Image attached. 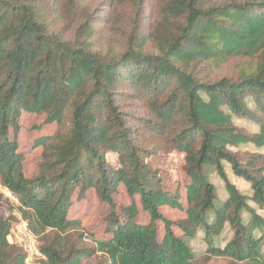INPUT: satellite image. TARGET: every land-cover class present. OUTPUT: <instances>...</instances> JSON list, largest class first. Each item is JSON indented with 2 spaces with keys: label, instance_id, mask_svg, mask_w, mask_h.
<instances>
[{
  "label": "trees",
  "instance_id": "obj_1",
  "mask_svg": "<svg viewBox=\"0 0 264 264\" xmlns=\"http://www.w3.org/2000/svg\"><path fill=\"white\" fill-rule=\"evenodd\" d=\"M92 10V0H0V186L16 200L6 216L0 193V264H25L7 242L14 211L37 238L35 264H80L89 252L72 245L81 221L70 212L90 190L108 207L109 237L92 250L104 264H203L190 245L198 234L209 258L264 264V0H110L106 16ZM72 13L80 20L67 35L61 24ZM99 31L115 39L103 50ZM235 59L248 62L235 80H211ZM130 105L148 116H130ZM22 113L57 127L34 144L43 152L33 179L18 152ZM159 150L184 156L185 207L147 163ZM120 186L148 223L135 222L134 204L118 210ZM162 208L185 218L172 223Z\"/></svg>",
  "mask_w": 264,
  "mask_h": 264
},
{
  "label": "rangeland",
  "instance_id": "obj_2",
  "mask_svg": "<svg viewBox=\"0 0 264 264\" xmlns=\"http://www.w3.org/2000/svg\"><path fill=\"white\" fill-rule=\"evenodd\" d=\"M110 0H92V15L102 18L108 13V3ZM71 22L80 20V16L74 13L67 16L64 23L61 24L64 31H67V35L71 34L76 28V25H70ZM107 33V32H106ZM98 32L97 42L99 44V49L103 50L110 42L111 36L114 39V35ZM112 41V40H111ZM246 60L235 59L231 60L225 65H223L211 78V80L219 78H228L235 80L238 76L239 71L247 64ZM127 113L134 118H144L147 117V111L143 109L142 106L130 105L126 109ZM43 120L42 116H37L33 114L22 113L19 120V132L17 134L18 152L23 155L22 171L27 179H33L37 176L38 168L41 163V155L43 148L41 146L36 147L34 144L37 140L43 137L52 136L57 130L56 125L41 126ZM237 125L250 132L256 131V129L243 121H238ZM11 136L12 133H11ZM241 151H245V148H241ZM248 150V149H247ZM107 160L112 167H118L117 158L114 154H109ZM149 166L157 172L159 178L163 183V187L170 192H177L181 197V203L185 207V186L188 184V179L184 173V156L178 154L174 151H162L159 150L156 155L151 156L147 159ZM225 172L227 174L228 180L236 186V188L243 194L249 195L250 190L248 184L244 181L235 178L226 166ZM211 182L216 188V194L220 202L226 199V194L224 191V186L215 174L210 176ZM0 193L4 194L8 198V202L2 206V210L6 216L11 213V204L16 205L14 198H12L9 193L0 186ZM114 202L118 210L126 208L131 204H134L137 209V216L135 222L138 224H146L149 221V216L141 210L138 197L130 198L125 189L120 186L117 192L113 196ZM10 202V203H9ZM161 214L170 220L172 223L180 222L185 218L184 212H179L171 210L169 208H162L160 210ZM107 214L108 207L102 203L96 193L93 190L88 191L85 197L78 201L74 197V205L70 212L71 219H79L81 221V228L76 229L73 234L77 235L76 240L72 242L75 249L78 250H88L89 255H85L80 259V264H104V259L101 253H93L92 250L95 248V243L93 240H106L109 237L107 232ZM264 215V213H261ZM13 216L16 220L17 213L14 211ZM15 222V221H14ZM158 237L161 239L164 235V226L162 223H158ZM172 230L176 236H180L181 232L176 227L173 226ZM202 235L198 234L196 239L190 241V245L193 248L197 259L203 264H226L224 260L209 258L207 252L208 247L201 239ZM230 234L225 233L222 235L221 239L217 241V244L223 247L224 243L229 239Z\"/></svg>",
  "mask_w": 264,
  "mask_h": 264
},
{
  "label": "built area",
  "instance_id": "obj_3",
  "mask_svg": "<svg viewBox=\"0 0 264 264\" xmlns=\"http://www.w3.org/2000/svg\"><path fill=\"white\" fill-rule=\"evenodd\" d=\"M7 242L22 250L25 264H35L42 258L37 238L29 230L27 222L19 216H16V221L11 226Z\"/></svg>",
  "mask_w": 264,
  "mask_h": 264
}]
</instances>
